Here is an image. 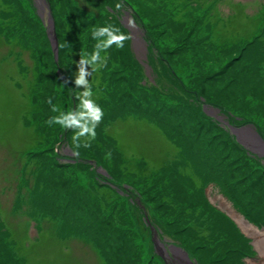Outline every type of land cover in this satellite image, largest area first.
Returning <instances> with one entry per match:
<instances>
[{
	"label": "rangeland",
	"instance_id": "1",
	"mask_svg": "<svg viewBox=\"0 0 264 264\" xmlns=\"http://www.w3.org/2000/svg\"><path fill=\"white\" fill-rule=\"evenodd\" d=\"M167 1L161 2V7L157 8L148 0H48L51 7V15L48 18L52 30L45 27L47 24L46 11L40 0H10L15 8L14 13L1 7L0 16L3 17L1 19L2 23L10 22L11 31L14 32L18 27L29 44L37 47L38 52L41 51L43 53L44 64L46 66L43 67L41 64L39 67L43 73L42 76H44L42 84L44 87L45 82L52 83L50 91L54 94L53 102L60 95L57 85L61 87L62 92L65 90L69 92L71 90L68 96L70 100L62 111L65 114L71 111L72 116L78 118V113L84 111L80 107V104L77 106L76 111L74 104H71L72 101H80V96L77 94H82L83 92L78 91L75 95L77 90L74 91V89L79 87L75 84L74 78L77 75L76 62L79 59H75L74 63L70 62L68 60L69 51L79 50L81 53L91 54L94 50V45L97 43L92 38V31L98 27L111 25L118 28L120 33L129 38L124 42L122 49H118L113 45L106 52H101V56L108 58L105 65L106 68L125 76L122 75L124 79L120 83L121 87L124 88L118 92L114 82L108 83L106 80L108 79V73L111 72L105 69L101 70L104 81L101 80V75L98 78L95 77L94 72L91 76L85 77L86 80H90L91 82L105 83L104 87H101V85L99 88L93 89V95L90 97L103 110L101 122H105L104 119H110L112 115L126 109L152 112L153 108H155L157 111L160 110L166 113L167 109L158 100L159 96L156 87L161 89L159 94H163L166 99L176 100V102L183 101L189 107L194 106L193 103L200 106L201 101L199 99L182 93L183 89L181 88L180 80L185 79L188 85L186 89H191V86L197 80L203 81L204 79H209L205 81L206 85L203 83L198 88V91L213 90L214 92L216 87L217 89H221L227 84L225 87L227 91L236 94H231L226 98L223 95L217 96L215 101L225 105L230 111L240 110L246 117L256 118L257 132L262 136L264 141V79L260 82L252 76L254 73H259L258 69L255 68L256 66L253 67L252 64L264 59V41L252 42L247 46L241 43V39H236L230 48L236 47L235 52L237 54L233 53V56L227 54L220 56L212 52L208 44L200 46L197 39L190 35L188 28L174 25L164 19L161 9L169 6ZM171 1L174 6L176 4L180 6L176 7L177 13H175L178 23L184 18L186 19L181 25L186 24L189 18L197 13L192 7L186 8V0H179V3L176 0ZM218 1L222 6H225L226 3H234L237 0ZM117 3H123L125 7L117 11L115 9ZM256 7H258V3H254L251 9ZM183 8L186 10L185 14ZM179 10L181 14L178 12ZM115 14L121 15V22L115 20ZM130 14L133 20L135 19L138 23L142 19L145 20V29L139 26L140 37L144 40L146 48L145 59L143 58L138 40L140 38L138 30L124 26L125 19ZM14 23L15 25H13ZM193 28H199V25L195 24ZM69 29H74L76 40H73ZM218 29L225 33V38L223 42L219 40L214 42V45L222 52L225 50V44L230 37L232 26L224 24L219 26ZM151 34L156 36L155 40H158H154V46L151 41ZM193 35L200 36L201 34L197 32ZM100 39L102 41L104 37H100ZM51 40H54L57 45L55 57H53L55 52L51 49ZM178 40H182L183 43L178 44L173 42ZM168 43H172L173 46L177 45L178 50H175V52L178 54V57L177 55L173 56V53L167 50L168 47L166 46ZM3 48L4 46L0 42V157L3 153L6 154V157L9 155L8 160H3L9 166H4L0 163V208L8 212L12 196L11 187L12 184L18 181L17 173L19 171V159L17 158L15 161H12L11 153L8 154V152L10 150L11 152H16L18 155L20 146L26 145L28 140L22 139L20 135L19 121L23 114L25 100L23 99L24 88H20V85L16 83L20 78L18 62H12L17 54L8 49L2 51ZM159 48L163 49L160 55ZM22 52L25 54L28 62L35 58L33 51L23 49ZM134 52L136 57L142 60L140 72H138V65L133 59ZM170 58L174 60L171 61ZM110 61L115 64L113 68H110ZM32 63L33 61L29 65ZM169 63H171L172 68L169 66ZM262 63L264 64V60ZM183 64L194 67V70L187 77H184L182 71L180 72ZM262 66L264 68V65ZM85 67L88 71H91L89 66L86 65ZM196 67L203 69L196 70ZM53 74L61 76L62 84L55 81L54 76H52ZM140 79L142 80L141 83L138 82ZM42 84L36 98L40 102L38 103V112L34 116H31L30 121L36 123L39 132L42 134L40 142H43L44 138L47 139V142L43 143L47 148L44 151H36L29 154L30 156L27 157H33L32 159L29 158V164L26 169L27 172H30L31 177H34V182L25 189L28 205H25L23 214L18 217H12V219L7 216L9 221L12 220L9 227L15 223H22L27 230L29 228L28 233L30 238H38L39 242L45 239L53 243L56 241L59 244L63 235L70 233L76 235L65 243L66 248L63 247L64 251H68L71 254L70 260L72 264L95 263L93 251H90L81 242V239L77 237L82 233L87 234L88 238L103 251H110L101 253L100 256L103 264H135L129 258L130 256L128 257L125 254V251L128 248V251L132 252L134 247H138L137 236L129 231V242L126 243L122 239V232H128L129 218L120 195L124 196V200L131 202L134 201L135 189L139 190V193L141 190L152 189L154 193L160 194L163 187L154 186L153 183L161 182L164 177L169 179L172 185H174V176H165L161 173L160 176H152L146 181L143 178L136 177V175L138 174L137 172H140L137 168L142 164L145 166L146 172L153 174L154 170L160 168V163L175 152L176 149L173 143H170L166 137L167 135L173 136L175 130L171 125L168 126L167 123L153 124V122H149L145 118H139V115L126 114L125 111L120 113L121 119L119 118L115 122H112V124H108L109 131L112 137H114L115 142H117V148L124 156L128 157L125 163L126 167L137 170L133 171L135 175L127 171L128 175L125 169L122 168L123 165L119 166L116 164V160L118 159L116 156L111 154L110 158H108L104 154V149H100V146L104 143H97L96 141L99 139L97 127L95 129L96 138L91 141V146L88 148L83 146L76 148L72 141V136L78 129L69 127L65 132L59 124L53 123L49 126L46 123L50 117L59 116L62 112L60 110L53 112L52 107L54 103L52 102L50 106L48 102L43 101L42 95L46 91V87H44L43 92ZM141 85L147 86L144 93L140 88ZM216 93L218 92L216 91ZM212 95L211 92L206 97L213 101ZM118 105H123V108L117 112V108L114 107ZM45 106L51 110L49 116L40 111ZM239 122L250 121L246 118H241ZM158 127H161V130ZM163 128L166 129L167 135H165ZM58 131L66 133L62 139L58 138L59 140L57 139L58 133H56ZM77 139L82 145L86 137H78ZM53 146L58 150V154L56 155L57 164H63L67 161L68 155L76 156L74 153L77 151L79 152V156L70 157L68 161L72 162V159H74L82 160L83 162L67 165L65 172L68 175L64 174L62 170L54 168V164H51L52 162L54 163L50 157ZM3 148L5 152H3ZM91 167L101 171L105 169V172L108 174L107 176L120 184L119 186L116 185L113 190H109L107 201L111 202L103 207V221L99 223H96L92 219L89 212L78 207L81 206V202L85 205L96 199V196L91 197L82 190H79L80 186L86 183V178L84 177L85 168L89 169ZM246 187L248 186L245 185ZM180 188L177 189L175 185L170 187V196H166L169 200L162 206L157 205L160 199L158 203L151 202V204L154 203L151 206V210L154 211L157 219L164 223L158 222L144 207V210L148 212L147 215L145 213L148 217L147 220L149 219L156 226V229L159 230V233L163 235L164 242L165 236L171 242H176V244L180 242L197 264H250V260L257 261L259 257L258 252L252 249L246 236L242 239L237 235L236 230H234L233 220L226 217V215L232 216L228 211L229 204L226 202L228 204V207H226L224 204H220L221 197L215 200L211 196L215 191L214 189L207 187L205 193L209 196L212 204L217 207L221 206L224 211L217 213L211 206H208V209L205 210L203 208L197 217L192 213H180L185 208L196 207L192 201L187 199L190 196L188 189L181 186ZM96 194L97 196L100 195L98 191ZM253 194L257 195L258 192H254ZM136 196L142 201L139 194H136ZM234 197L242 209H247V197L240 195L237 191L234 192ZM57 200L59 202L53 203ZM11 205L13 208L16 206L18 209L21 206V202L14 198L11 201ZM97 206L100 205L97 204ZM132 206L134 209H138L135 207V204ZM255 206L254 211L250 213L245 211V217L253 223H261L264 226V206H262L259 200L255 201ZM0 215H2L1 210ZM50 217H59L55 221V231L53 229L50 231L46 226ZM204 229L208 233H204ZM108 232L110 233L108 234ZM246 232L248 233V231ZM3 236L2 232H0V264H19L18 261L20 259L12 258L9 255V247L6 245V240ZM209 237L213 239L206 243ZM163 241L161 240V242ZM39 242L37 241L35 245L27 249V252L30 254ZM141 246L145 254L149 255V257H154L153 245L149 243L145 247L141 243ZM37 255L46 261L53 258L56 264H70L65 261L62 262L65 259L63 258L64 254L62 253L60 244L52 245L48 243L45 250H40ZM182 259H185L184 256H182ZM180 263L186 264V262L182 261Z\"/></svg>",
	"mask_w": 264,
	"mask_h": 264
},
{
	"label": "clouds",
	"instance_id": "2",
	"mask_svg": "<svg viewBox=\"0 0 264 264\" xmlns=\"http://www.w3.org/2000/svg\"><path fill=\"white\" fill-rule=\"evenodd\" d=\"M123 3H117L115 9L117 11L124 8ZM126 23L129 27H134V20L129 17L126 18ZM92 38L97 41L94 45V50L91 54L80 53V58L76 62L77 64V75L75 77V84L77 86L83 85L84 91L82 94H77L80 96L81 103L80 107L84 109L78 113V118L72 116L71 111L67 114L61 113L59 116L50 117L46 123L51 126L53 123L59 124L62 128L74 127L78 129L72 136V141L76 148L81 146L88 148L91 146V141L96 138V127L102 120L103 110L99 105H97L92 99H86L87 97H92L93 92L89 80H86V76H91L93 72L98 71L100 68L104 67L107 63V57L101 56V52H106L110 47L115 45L118 49L124 47V42L129 38L128 36L120 33L118 28L111 25L95 28L92 33ZM100 37H104L102 41L99 40ZM89 66L91 71H88L85 66ZM51 104V100L48 101ZM52 111H57V106L52 107ZM78 137H86L85 142L81 145ZM74 155L79 156V152H75ZM111 153H106V157L110 158Z\"/></svg>",
	"mask_w": 264,
	"mask_h": 264
},
{
	"label": "trees",
	"instance_id": "3",
	"mask_svg": "<svg viewBox=\"0 0 264 264\" xmlns=\"http://www.w3.org/2000/svg\"><path fill=\"white\" fill-rule=\"evenodd\" d=\"M244 14L246 15V16H249L248 15V13H247V11H244ZM221 15H222V17H223V19H225L226 17H228L229 15L228 14H226L225 12H221ZM71 33V32H70ZM154 38H156V36L154 37ZM155 40V39H154ZM155 41H158V40H155ZM155 41L153 42V44L155 45ZM173 42H175V43H178V44H182L183 43V41L182 40H178V41H173ZM174 46H176L177 47V45H174ZM166 47H168L167 48V50H169L170 48H172L173 47V45H172V43L171 44H167V46ZM162 52H163V49L162 48H159ZM166 50V51H167ZM165 51V52H166ZM169 66L172 68V65H171V63H169ZM257 66H259V65H257ZM183 69L186 71V69H188V66H183ZM196 70H201V68H199V67H196L195 68ZM173 71H175L174 69H172ZM184 71V72H185ZM41 73H42V71H41V69H39V70H33L31 73H30V75H29V78H28V80H27V83H28V86L29 85H34V84H37L39 81H40V79H41ZM52 76H54V79H56L55 81L56 82H58L59 84L61 83L62 84V82L61 81H59L56 77H55V75H52ZM117 76L118 77H120V73H117ZM213 78V77H212ZM49 80V79H48ZM114 80H116V79H114ZM205 80H209V79H204L203 81H201V80H197V82H195V83H193V85L191 86V89H188V90H186V91H184L183 93L184 94H189V95H191V96H193V97H197V96H203V95H209V93H211L212 92V94H215L216 93V91L218 92V95H220V96H225V98L227 97V96H230L231 94H236V93H231V91H227V88H225V87H222L221 89H215V91L213 92V90H200V91H198V88H200L202 85H203V83L205 84ZM211 80V79H210ZM115 82V84H116V90L117 91H119V89H120V83L122 82H118V84H117V82L116 81H114ZM105 83H94L93 84V87H97V86H99V85H102L101 87H104L105 85H104ZM120 85V86H119ZM206 85V84H205ZM51 86H52V83L51 82H48V89L43 93V95H42V98L43 99H45V101L46 102H48L49 100H51V104H52V102H53V98H54V94L50 91V89H51ZM57 87H58V91H59V93H60V95L57 97V99L55 100V102H53L54 103V106H57V110H63L64 109V107H65V105H66V103L67 102H69V98H68V96H69V94H70V92H71V90L69 91V92H66V90L64 91V92H62V89H61V87H59L58 85H57ZM100 87V86H99ZM99 87H97V88H99ZM82 88V87H81ZM80 88V89H81ZM96 89V88H95ZM234 89V88H233ZM77 90V91H76ZM224 90V91H223ZM74 91H76V93H75V95L77 94V92H78V88H76V89H74ZM81 91H83L82 89H81ZM81 91H79V92H81ZM72 95V94H71ZM38 101V100H37ZM65 102V103H64ZM49 104V103H48ZM51 104H49L50 106H51ZM72 105H73V101H72V103H71ZM47 114L48 115H50V113H51V110L50 109H48L47 108ZM193 111H196V110H194V109H192V111H191V113H193ZM209 123L207 124V127L209 128ZM67 130H65V132H66ZM96 131V130H95ZM56 133H59V134H61L62 135V137L64 136V134H66V133H64V131H58V132H56ZM215 133H216V135H218V136H220L221 134H222V132L221 131H219V130H217V131H215ZM58 134V137H57V139L59 138V135ZM97 136H98V138H100L101 139V137H103L102 135H100L99 133L97 134ZM62 137H60L59 139H62ZM225 137V136H224ZM34 139L36 140V141H38L37 140V138L36 137H34ZM56 139V140H57ZM39 142V141H38ZM102 143H104L103 145H101L100 146V149H104V154L106 155V153H108V152H110L111 154H113L112 152H111V150H110V148H109V144H108V142H107V140H103L102 141ZM54 148H55V146H53V148H52V150L54 151ZM230 151V150H229ZM229 151H228V154H229ZM114 155V154H113ZM51 157V156H50ZM51 160H53V158L51 157ZM51 164H54L53 162L51 163ZM125 165V164H124ZM54 167H57L56 165H54ZM58 168H60L61 169V167H58ZM96 172H98L96 169H92L91 168V170L90 169H86L85 168V174H84V177L86 178V180H90V182L91 181H94V175L95 174H97ZM100 174V173H99ZM129 175V174H128ZM163 180L161 181V182H155V183H153V185L155 186V185H158V184H160V183H162L163 184ZM171 186H167V188L169 189ZM140 193H141V195H142V197H143V199H145V203H146V205L148 206V210H151V206L154 204H151V202H157L158 203V200H159V198L153 193V191H152V189H145V190H141L140 191ZM58 195H59V193H57ZM137 194H139V192L137 193ZM185 197H186V194H185ZM187 199H188V197H187ZM185 200H186V198H185ZM184 200V201H185ZM124 202V201H123ZM81 204V206L83 207V208H85V205L81 202L80 203ZM75 205H77V203H75ZM157 205H159V203L157 204ZM130 210L132 211V212H130V214H129V217H130V220L132 221V222H134V223H137V225H139V222H138V219H137V216H136V213H135V211L133 210V206L132 205H130ZM152 211V213L153 214H155L154 213V211L153 210H151ZM137 213L138 214H141L142 213V211H140V210H138L137 211ZM91 214V216H92V219L93 220H95V221H97V217L98 216H96L94 213H90ZM143 232V231H142ZM143 236L141 237V239H142V241L145 243V244H147L148 245V243H149V234H147L146 233V231H144L143 232ZM125 254L132 260V262L134 261V262H137V260L139 259V257L137 256V255H141V254H144V255H147V254H145L143 251H142V248H141V246H138V247H134L133 248V251L131 252V251H128V248H126V251H125ZM133 256H135V257H137V259H134V257ZM156 258H158V259H160L158 256H155ZM150 261V260H149ZM148 261V262H149Z\"/></svg>",
	"mask_w": 264,
	"mask_h": 264
},
{
	"label": "bare ground",
	"instance_id": "4",
	"mask_svg": "<svg viewBox=\"0 0 264 264\" xmlns=\"http://www.w3.org/2000/svg\"><path fill=\"white\" fill-rule=\"evenodd\" d=\"M237 218L238 223L242 227V229L248 231L250 235H253L254 245L257 247V252H259V257L256 262L252 261L251 264H264V235L255 231V229L248 226L245 222L241 220V218ZM260 237V238H259ZM177 264H181L180 261ZM187 264V263H186Z\"/></svg>",
	"mask_w": 264,
	"mask_h": 264
},
{
	"label": "water",
	"instance_id": "5",
	"mask_svg": "<svg viewBox=\"0 0 264 264\" xmlns=\"http://www.w3.org/2000/svg\"><path fill=\"white\" fill-rule=\"evenodd\" d=\"M240 130L244 131V132H247V133H250V134L252 133V135H251L252 138H250V141L254 142V144H256L255 147L260 146L259 148H261V150L264 151V141H263V143H260L258 137L256 138V136L253 134V131L250 128L241 127ZM186 258H188V257L186 256ZM188 261H190V260L188 259Z\"/></svg>",
	"mask_w": 264,
	"mask_h": 264
}]
</instances>
